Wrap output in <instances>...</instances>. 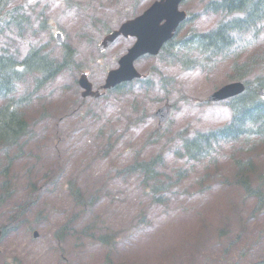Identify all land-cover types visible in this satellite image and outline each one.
<instances>
[{"label":"rangeland","instance_id":"1","mask_svg":"<svg viewBox=\"0 0 264 264\" xmlns=\"http://www.w3.org/2000/svg\"><path fill=\"white\" fill-rule=\"evenodd\" d=\"M154 1L13 0L15 7L43 12L51 32H63L76 50L80 66L55 78L29 106L31 131L22 151L0 152L9 191L5 197L0 189V226L25 205V227L0 232V264H11V258L16 264H264V206L256 210L257 197L246 196L237 178L233 181L236 175L245 179L264 199V145L250 143L245 151L239 144L219 142L200 162L174 155L184 138L230 121L229 107L207 98L233 81L232 57L182 69L167 54L147 56L134 65L142 82L133 81L119 93L80 97L78 75L86 72L97 89L134 42L119 38L101 53L97 45L104 31ZM205 4L187 0L180 6L194 15L181 36L189 28L207 32L224 19L222 13L206 11ZM87 18L95 25L82 26ZM31 19L38 22L34 14ZM48 38V28H37L22 38L5 34L0 43L22 55L27 45ZM258 39L260 44L264 32ZM258 44L248 47V53ZM166 101L170 118L158 129L153 114ZM154 156L160 162L152 181L141 172H120L134 158ZM248 158L253 164L243 173L236 163ZM70 179L84 198L92 197L88 207L73 201L67 189ZM65 224L67 236L58 244L54 233ZM103 237L111 240L104 242Z\"/></svg>","mask_w":264,"mask_h":264},{"label":"trees","instance_id":"2","mask_svg":"<svg viewBox=\"0 0 264 264\" xmlns=\"http://www.w3.org/2000/svg\"><path fill=\"white\" fill-rule=\"evenodd\" d=\"M10 1L0 0V39L8 31L11 32L12 28L18 35L23 33L24 28L30 32L36 30L28 14L17 8L15 13L10 9ZM221 10L224 19L217 29L207 33L189 34L187 37L173 40L162 49V53L176 59L182 67L190 66L189 62L201 66L214 58L232 57L234 64L231 66L230 78L243 82L245 86L242 94L228 101L231 111L229 123L208 133H198L193 138L182 140L181 148L176 150L175 155L188 162L194 160L200 162L219 142L239 144L245 148V151L249 149L247 146L250 143L264 145V101L258 96V91L264 90V39L258 44V38L264 32V0H227ZM229 15L234 17L224 21ZM41 40L44 42L45 38ZM47 41L48 39L45 43ZM45 43L31 45L32 47L30 46L20 60L14 58L0 43V149L18 147L28 134L29 125L24 119V111L22 107L16 108L13 103L18 84L23 83L28 87L30 85L31 88L34 86L36 89V86L50 82L72 64L73 57L70 52L62 58L51 56L47 53L49 51L43 49L47 45ZM256 44H258L257 48L248 53L247 48ZM240 45L243 50L238 49ZM28 97L21 99L23 106L28 101ZM159 162V156L146 160L136 158L122 171L127 176L141 172L146 175V180L152 181L158 176L156 174ZM252 164L250 158L236 163L238 170L243 173L250 171ZM6 169L7 165L0 171V176L3 178L0 189L5 192V197L9 195L5 180ZM235 179L246 196L257 197L255 208L259 210L263 200L259 191L257 190L255 194L245 179L241 180L236 175L234 183ZM67 189L77 205L84 208L91 204L92 197L84 198L74 179L67 182ZM65 228L66 224L55 233V237L60 241ZM81 234L86 235V230L81 231ZM107 238L103 237L101 240L104 242L106 239L111 240V237Z\"/></svg>","mask_w":264,"mask_h":264},{"label":"water","instance_id":"3","mask_svg":"<svg viewBox=\"0 0 264 264\" xmlns=\"http://www.w3.org/2000/svg\"><path fill=\"white\" fill-rule=\"evenodd\" d=\"M182 0H160L151 5L141 16L127 21L119 30L114 31L104 38L99 48L105 49L119 35L134 36L136 43L128 50L127 54L119 60V68L108 73L104 88L114 86L120 82L131 81L138 78L139 74L133 67V62L143 54L156 55L162 44L170 39L178 24L185 18V13L178 11V4ZM161 21H164L160 25ZM57 42H61L60 35L56 36ZM79 85L85 91L82 96L95 95L91 92V85L85 76L79 79ZM244 86L240 82L225 85L212 93L210 101H221L240 94ZM259 96L264 100V92L260 90ZM155 115L159 121L165 122L169 117L167 107L159 109Z\"/></svg>","mask_w":264,"mask_h":264}]
</instances>
